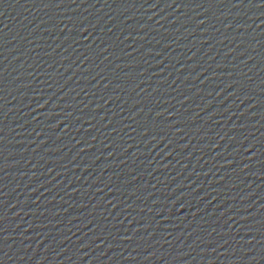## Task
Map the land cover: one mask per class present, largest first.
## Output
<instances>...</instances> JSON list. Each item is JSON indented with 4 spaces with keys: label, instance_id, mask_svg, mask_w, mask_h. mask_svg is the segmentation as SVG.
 Masks as SVG:
<instances>
[{
    "label": "water",
    "instance_id": "obj_1",
    "mask_svg": "<svg viewBox=\"0 0 264 264\" xmlns=\"http://www.w3.org/2000/svg\"><path fill=\"white\" fill-rule=\"evenodd\" d=\"M247 4L0 0V264H264Z\"/></svg>",
    "mask_w": 264,
    "mask_h": 264
},
{
    "label": "snow or ice",
    "instance_id": "obj_2",
    "mask_svg": "<svg viewBox=\"0 0 264 264\" xmlns=\"http://www.w3.org/2000/svg\"><path fill=\"white\" fill-rule=\"evenodd\" d=\"M60 3H63L64 0H59ZM69 3H75V0H68ZM173 2H175V0H173ZM238 4L242 3L243 0H237ZM158 3V2H157ZM157 3H153L151 6L152 7H156ZM47 6V5H46ZM56 6H59V4H57ZM168 6H171L170 4ZM177 7H179V5H176ZM248 7H256V8H261L264 7V0H255V3L253 2V0H248ZM260 15H264V12L260 13ZM203 21H201L202 23ZM0 131H2V129H0ZM145 131H147V129H145ZM4 138L2 136H0V141H2ZM111 154V153H110ZM0 155H2V149H0ZM5 229L0 227V232H3Z\"/></svg>",
    "mask_w": 264,
    "mask_h": 264
}]
</instances>
